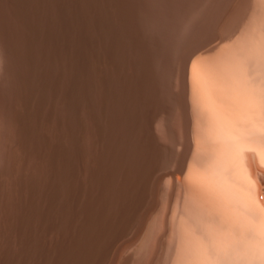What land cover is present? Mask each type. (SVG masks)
Masks as SVG:
<instances>
[{
    "label": "rangeland",
    "instance_id": "obj_1",
    "mask_svg": "<svg viewBox=\"0 0 264 264\" xmlns=\"http://www.w3.org/2000/svg\"><path fill=\"white\" fill-rule=\"evenodd\" d=\"M29 1L0 0V264L235 263L229 261L237 253L235 240L242 236L247 246L258 240L253 220L246 233L239 230L235 242L224 237L235 243L234 249L222 239L215 245L214 238L233 228L221 210L230 206L238 218L248 212L242 204L234 207L235 172L243 152L241 163L250 167L264 199V159L258 153L263 150L264 158V132L259 130L264 129V0ZM195 59L206 76L202 70L194 74V88ZM200 77L207 80L204 87L216 107L221 104L220 112L234 113L228 112V123L217 114L216 128L222 125L223 137L229 131L238 135L237 147L245 150L240 155L241 149L234 152L224 144L230 140L221 132L217 136L223 144L213 138V130L211 136L214 117L210 120L202 109ZM222 89L231 90L230 98V91L223 96ZM193 132L195 145L185 172ZM109 168L117 176L111 178ZM213 184L230 187L234 197L218 199L215 193L223 187L216 185L215 192ZM138 195L140 201L133 197ZM243 216L239 219L246 227L241 220L239 224L248 228ZM247 231L254 232L250 242ZM242 241L237 243L243 246ZM221 242L235 253L226 250L228 245L221 248ZM254 244L250 249L244 245L251 259ZM223 250L234 254L229 258ZM259 251L254 259L264 264V250ZM242 254L235 259L246 264Z\"/></svg>",
    "mask_w": 264,
    "mask_h": 264
},
{
    "label": "bare ground",
    "instance_id": "obj_2",
    "mask_svg": "<svg viewBox=\"0 0 264 264\" xmlns=\"http://www.w3.org/2000/svg\"><path fill=\"white\" fill-rule=\"evenodd\" d=\"M17 1H18V0H17ZM23 1H24V0H23ZM26 1H27V0H26ZM30 1H31V0H30ZM30 1H29V4H30ZM91 1H92V0H91ZM10 2H11V1H10ZM33 2H34V1H33ZM71 2H72V1H71ZM76 2H77V1H76ZM101 2H102V0H101ZM131 2H132V1H131ZM11 3H12V2H11ZM74 3H75V2H74ZM86 3L88 4V1H87ZM92 3H93V2H92ZM12 4H13V3H12ZM31 4H32V3H31ZM102 4H103V3H102ZM68 5H69V4H68ZM73 5H74V4H73ZM73 5H72V6H73ZM88 5H90V4H88ZM91 5H92V4H91ZM100 5H101V4H100ZM12 6H13V5H12ZM24 6H25V4H24ZM27 6H28V5H27ZM29 6H30V5H29ZM29 6H28V7H29ZM69 6H71V5H69ZM15 7H16V5H15ZM21 7H22V6H21ZM30 7H31V6H30ZM63 7H64V6H63ZM75 7H76V6H75ZM91 7H92V6H91ZM18 8H19V7H18ZM25 8H26V7H25ZM70 8H71V7H70ZM70 8H69V9H70ZM82 8H83V7H82ZM84 8H85V7H84ZM67 9H68V8H67ZM74 9H75V8H74ZM22 10H23V9H22ZM52 10H53V9H52ZM56 10H57V9H56ZM76 10H77V9H76ZM81 10H82V9H81ZM86 10H87V9H86ZM15 11H16V10H15ZM18 11H19V9H18ZM20 11H21V10H20ZM31 11H32V10H31ZM54 11H55V10H54ZM12 12H13V11H12ZM27 12H28V11H27ZM72 12H73V11H72ZM87 12H88V10H87ZM8 13H9V12H8ZM16 13H17V12H16ZM22 13H23V12H22ZM30 13H31V12H30ZM30 13L28 12V14H26V13H25V14H26V15H29ZM32 13H33V12H32ZM32 13H31V14H32ZM69 13L71 14V12H69ZM75 13H76V12H75ZM82 13H83V12H82ZM5 14H6V13H5ZM9 14H10V13H9ZM13 14H14V13H13ZM20 14H21V13H20ZM60 14H61V11H60ZM78 14H80V13H78ZM18 15H19V14H18ZM22 15H23V14H22ZM76 15H77V14H76ZM81 15H82V14H81ZM86 15H87V14H86ZM15 16H16V15H15ZM19 16H20V15H19ZM78 16H79V15H78ZM78 16H77V17H78ZM21 17H22V16H21ZM77 17H76V18H77ZM79 17H80V16H79ZM2 18H3V17H2ZM7 18H8V17H7ZM10 18H11V17H10ZM57 18H58V17H57ZM11 19H13V18H11ZM21 19H24V18H20V20H21ZM68 19H69V17H68ZM82 19H83V18H82ZM4 20H5V19H4ZM8 20H9V18H8ZM8 20H6V21H8ZM24 20H25V19H24ZM73 20H74V19H73ZM75 20H76V19H75ZM21 21H22V20H21ZM29 21H30V20H29ZM12 22H13V21H12ZM32 22H33V21H32ZM35 22H36V21H35ZM66 22H67V21H66ZM6 23H7V22H6ZM16 23H18V21H16ZM37 23H38V22H37ZM77 23H78V22H77ZM8 24H9V23H8ZM12 24H13V23H12ZM19 24H20V23H19ZM23 24H25V23H23ZM27 24H28V23H27ZM30 24H31V23H30ZM42 24H43V23H42ZM15 25H16V24H15ZM55 25H56V24H55ZM18 26H20V25H18ZM22 26H23V25H22ZM22 26H21V27H22ZM24 26H26V25H24ZM31 26H32V25H31ZM43 26H44V25H43ZM43 26H42V27H43ZM74 26H75V25H74ZM40 27H41V26H40ZM42 27H41V28H42ZM19 28H20V27H19ZM28 28H29V27H28ZM63 28H64V26H63ZM124 28H125V27H124ZM10 29H11V28H10ZM14 29H15V28H14ZM16 29H17V28H16ZM16 29H15V30H16ZM22 29H23V28H22ZM32 29H33V28H32ZM69 29H70V28H69ZM35 30H36V29H35ZM39 30H40V29H39ZM41 30H42V29H41ZM43 30H44V29H43ZM74 30H75V29H74ZM76 30H77V29H76ZM80 30H81V29H80ZM12 31H14V30H12ZM22 31L24 32V29H23ZM27 31H28V30H27ZM27 31H26V32H27ZM30 31H31V30H30ZM30 31H29V32H30ZM49 31H50V30H49ZM29 32H27V33H29ZM41 32H42V31H41ZM59 32H60V31H59ZM76 32H77V31H76ZM18 33H19V32H18ZM129 33H130V32H129ZM32 34H34V33H32ZM29 35H31V34L29 33ZM37 35H38V34H37ZM135 35H137V34H135ZM26 36H27V35H26ZM30 37H31V36H30ZM37 37H38V36H37ZM37 37H36V38H37ZM39 37H40V36H39ZM70 37H71V36H70ZM86 37H87V36H86ZM19 38H20V37H19ZM25 38H26V37H25ZM27 38H28V37H27ZM36 38H34V39H36ZM81 38H82V37H81ZM125 38H126V37H125ZM23 39H24V38H23ZM38 39H39V38H38ZM75 39H76V38H75ZM85 39H86V38H85ZM146 39H147V38H146ZM19 40H20V39H19ZM29 40H31V39H29ZM83 40H84V39H83ZM83 40H82V41H83ZM20 41H21V40H20ZM31 41H32V40H31ZM33 41H34V40H33ZM70 41H71V40H70ZM119 41H120V40H119ZM74 42H75V41H74ZM86 42H87V41H86ZM86 42H85V43H86ZM23 43H24V42H23ZM43 43H44V42H43ZM31 45H32V44H31ZM34 45H35V44H34ZM45 45H46V44H45ZM74 45H75V44H74ZM86 45H87V44H86ZM41 46H42V45H41ZM41 46H40V47H41ZM83 46H85V45H82V48H83ZM32 47H33V46H32ZM44 47H45V46H44ZM86 47H87V46H86ZM25 48H26V47H25ZM33 48L35 49V47H33ZM84 50H85V49H84ZM159 50H160V49H159ZM42 51H43V50H42ZM76 51H77V50H76ZM80 51H81V50H80ZM80 51H78V52H80ZM27 52H28V51H27ZM35 52H36V51H35ZM43 52H44V51H43ZM38 53H39V52H38ZM87 53H88V52H87ZM36 54H37V52H36ZM78 54H81V53H78ZM27 55H28V54H27ZM36 56H37V55H36ZM80 56H81V55H80ZM75 58H76V57H75ZM30 59H31V57H30ZM84 60H85V59H84ZM38 61H39V60H38ZM63 61H64V60H63ZM84 62H85V61H84ZM195 62H196V59H195V61H193V63H192V70H193V71H191V72H192L191 78L194 80V83H195V84H193V80H191V82H192V84L194 85V88L196 87V84H197V82H195V79H194V77H195L194 74H199V73L201 74V72H202L203 75L206 76V73H204V71H203L204 68L201 69V68H200L201 66H200V67H196V65H197L196 63H197V62H196V63H195ZM199 62H200V61H198V63H199ZM29 63H30V62H29ZM35 64H36V63H35ZM206 64H208V63H206ZM201 65H202V64H201ZM202 67H203V66H202ZM195 68H196V69H195ZM73 69H74V68H73ZM75 69H76V68H75ZM197 70H198L199 72H198ZM201 70H202V71H201ZM71 71H72V70H71ZM76 71H77V70H76ZM196 71H197V72H196ZM200 71H201V72H200ZM77 72H78V71H77ZM80 72H81V71H80ZM193 72H194V73H193ZM75 74H76V73H75ZM71 75H72V74H71ZM73 75H74V74H73ZM80 75H81V74H80ZM80 75H79V77H80ZM203 75H202V76H203ZM192 76H193V77H192ZM77 77H78V74H77ZM203 77H204V76H203ZM203 77H200V78H199V79L202 80V81H200V80L198 79V80H199V81H198V84H199L200 82H201V83H202V82L204 83V82L207 81V80L205 81V78H204V79H201V78H203ZM235 77H236V76H235ZM73 79H74V78H73ZM81 79H82V78H81ZM233 79H234V78H233ZM243 79H244V78H243ZM226 80H227V78H226ZM226 80H224V82H226ZM28 81H29V80H28ZM74 81H75V80H74ZM77 81H78V80H77ZM89 81H90V80H89ZM196 81H197V79H196ZM222 81H223V80H222ZM229 81H230V79H229ZM237 81H238V80H237ZM201 83H200V84H201ZM203 83H202V85H201L203 88H202V87L200 86V84H199L200 88L203 89V90H201V92H200V94H201V97H200V98H201L202 103L205 104V105H203V104L201 103V105H203V106H202V109H204V108L206 107V111H207L208 114H209L208 117L210 118V120L212 119V118H211V116H212L211 114H213V117H214L213 119L216 121V123H215V122L212 123V120H213V119H212V120H211V123L209 124L211 127H213L212 124H214V127H213L212 129H211V127H210V134H211V136H212V133H211L212 131H211V130H213V132H214L215 134L213 133L214 137H213V136H212V137H213L214 139L217 138V139H215V140H219V141L222 140V141H221L222 144L225 142L224 139H222V138H225L226 141L230 140V141H231V142L229 141V143H231L230 145H229L228 142H225L224 144L227 143L228 146H232V147L234 148V150H233L234 152L239 151V150L241 149V150H240L241 152H238V154L240 155V153L243 152V151H242L243 148H240V147H242V146L237 147V146L239 145V143H238V139H239V138L237 137L238 135H237V136L235 135V137H234V134H233L232 132H231V134H230V133H229L230 131H229L227 134L230 135V136L232 135V136H231V137H230V136L227 137L226 134H224V137H223V133H222V130H221V129H222V128H221V127H222V125H221L222 123L220 124L219 122H218V123L221 125V126L219 125V126H220V129L216 128V127H218L217 120H216V118H218L217 116L220 114L219 116H221V117L223 118V119H221V120L224 121L223 123H226V122H227L226 119H227V116L229 115V114H228L229 111L224 112L225 114H224V113H221V112H223V111H222L223 108L221 109L222 106L219 107V105H221V104H219V105L217 104V107H216V105H215V104H216V103H215L216 100L214 99V100H215V101H214V100L211 99V97L207 94V93H208L207 88L204 87L205 83H204V84H203ZM230 83H231V82H230ZM234 83H235V82H234ZM222 84H223V83H222ZM232 84H233V83H232ZM29 85H30V84H29ZM235 85H236V84H235ZM235 85H232V86H235ZM197 86H198V85H197ZM223 86H224V85H223ZM230 86H231V85H230ZM32 87H33V86H32ZM227 87H228V85H227ZM247 87H248V86H247ZM251 87H252V86H251ZM73 88H75V87H73ZM192 88H193V86H192ZM194 88H193V90H194ZM198 88H199V87H198ZM204 88H205V89H204ZM68 89H69V88H68ZM86 89H87V88H86ZM75 90H77V89L75 88ZM199 90H200V89H199ZM252 90H253V89H252ZM73 91H74V90H73ZM222 91H224V89H222ZM229 91H230V93H229V98H230V94H232V93H231V90H229ZM229 91H228V92H229ZM232 91H233V89H232ZM242 91H243V90H242ZM242 91H241V94H242ZM82 92H83V91H82ZM82 92H81V93H82ZM226 92H227V90H226ZM226 92L224 91V93H226ZM228 92H227V93H228ZM247 92H248V91H247ZM66 93H67V91H66ZM84 93H85V92H84ZM195 93H196V92H195ZM195 93L193 94V97H194V95H196ZM222 93H223V92H222ZM227 93H226V95L224 94L223 96H227V95H228ZM234 93H235V92H233V94H234ZM121 94H122V93H121ZM121 94H120V95H121ZM245 95H246V94H245ZM67 96H68V95H67ZM72 96H74V95L72 94ZM72 96H71V97H72ZM208 96H209V97H208ZM235 96H236V95H235ZM240 96H241V95H240ZM221 97H222V96H221ZM68 98H70V97H68ZM68 98H67V99H68ZM194 98H195V97H194ZM194 98H193V99H194ZM224 98H225V97H224ZM226 98H227V97H226ZM234 98H236V97H234ZM234 98L231 97V99H234ZM240 98H242V97H240ZM70 99H71V98H70ZM73 99H74V98H73ZM210 99H211V100H210ZM221 99H222V98H221ZM244 99H245V98H244ZM64 100H65V98H64ZM75 100H76V97H75ZM75 100L73 101L74 103H75ZM212 100H213V101H212ZM226 100H227V99H226ZM229 100H230V99H229ZM239 100H241V101H239V103H241V104H242V101H243L244 103H246V102H245L244 100H242V99H239ZM257 100H258V99H257ZM67 101H69V100H67ZM67 101H66V102H67ZM76 101H77V100H76ZM194 101H196V100H194ZM222 101H223V100H222ZM224 101H225V100H224ZM234 101H236L235 104H238V103H237V99H236V100L234 99ZM64 102H65V101H64ZM70 102H71V101H70ZM229 102H230V101H229ZM229 102L227 101V103H228V104H227L226 101H225V103L227 104V106L229 105ZM252 102H253V101H252ZM67 103H68V102H67ZM77 103H78V102H77ZM220 103H221V102H220ZM230 103H231V102H230ZM194 104H195V103H194ZM222 104H223V103H222ZM232 104H233V103H232ZM70 105H71V103H70ZM101 105H102V104H101ZM122 105H123V104H122ZM249 105H250V102H249ZM68 106H69V105H68ZM75 106H76V105H75ZM233 106H234V105H233ZM233 106H232V108H231V105H230V106H229L230 109H234V108L236 107V106H235V107L233 108ZM238 106H240V105L238 104ZM241 106H242V105H241ZM73 107H74V106H73ZM117 107H118V106H117ZM229 107H228V108H229ZM65 108H66V107H65ZM65 108H64V109H65ZM70 108H72V107L70 106ZM208 108H210V109H208ZM243 108H244V107H243ZM64 109H63V112H64ZM73 109H74V108H73ZM225 109H227V108H224V110H225ZM262 109H263V108H262ZM66 110H67V109H66ZM68 110H69V109H68ZM75 110H76V109H75ZM204 110H205V109H204ZM211 110H212V113H210ZM216 110H218V111H216ZM240 110H242V109L240 108ZM260 110H261V108H260ZM124 111H125V110H124ZM209 111H210V112H209ZM220 111H221V112H220ZM232 111H233V110H232ZM235 111H236V110H235ZM63 112H62V113H63ZM70 112H74V110H72V111H70ZM216 112H217V113H216ZM74 113H75V112H74ZM215 113H216V115H215ZM226 113H227V115H226ZM229 113H230V115L232 114V112H229ZM63 114H65V113H63ZM67 114H68V113H67ZM217 114H218V115H217ZM221 114H222L223 116L226 115V117H223ZM233 114H234V113H233ZM233 114H232V115H233ZM127 115H128V114H127ZM230 115H229V116H230ZM66 116H67V115H66ZM68 116L71 117L72 115H71V116L68 115ZM68 116H67V117H68ZM76 116H77V114H76ZM261 116H262V115H261ZM67 117H65V119H66ZM221 117H220V118H221ZM233 117H235V116H233ZM233 117L231 116L230 118H231V119H234ZM73 118H75V117H72V118H70V119L74 120ZM70 119H69V120H70ZM228 119H229V118H228ZM72 120H71V122H72ZM76 120H77V119H76ZM117 120H118V119H117ZM130 120H131V119H130ZM225 121H226V122H225ZM262 121H263V120H262ZM221 122H222V121H221ZM258 122H259V121H258ZM67 123H68V122H66L65 125L68 126ZM72 123H73V122H72ZM141 123H142V122H141ZM227 123H228V122H227ZM73 124H75V122H74ZM216 124H217V125H216ZM229 124H230V123H229ZM263 124H264V123H263ZM69 125H70V123H69ZM223 125H224V124H223ZM226 125H227V124H226ZM231 126H232V125H231ZM263 126H264V125H263ZM63 127H64V126H63ZM63 127H62V128H63ZM71 127H72V125H71ZM75 127H76V124H75ZM225 127H226V126H225ZM229 127H230V126H229ZM229 127H227V129H228ZM235 127H236V126H235ZM258 127H259V126H258ZM206 128H207V127H206ZM215 128H216V130H215ZM262 128H263V127L260 126V129H259V130H262V131L264 132V129H262ZM66 129H67V128H66ZM72 129H73V128H72ZM74 129H75V128H74ZM77 129H78V128H77ZM223 129H224V127H223ZM235 129H236V128H235ZM257 129H258V128H257ZM257 129H256V130H257ZM127 130H128V129H127ZM219 130H221V131H219ZM239 130H240V129H239ZM66 131H67V130H66ZM129 131H130V130H129ZM129 131H128V132H129ZM231 131H233V130H231ZM240 131H241V130H240ZM68 132H70V131L68 130ZM71 132H72V131H71ZM218 132H219V134H220V132L222 133V138H221V139H218V138L221 136V134H220V136L218 135ZM224 132H227V130L225 129ZM253 132H254V130H253ZM240 133H241V132H240ZM261 133H262V132H261ZM69 134H70V133H69ZM128 134H129V133H128ZM207 134H209V133H207ZM217 135H218L219 137H218ZM2 136H3V135H2ZM73 136H74V135H73ZM68 137H69V136H68ZM75 137H76V136H75ZM208 137H209V136H208ZM229 137H230V139H228ZM232 137H233L234 139H233ZM239 137H240V136H239ZM260 137H261V136H260ZM70 138H71V136H70ZM73 139H74V138H71V140H72L71 143H73ZM74 140H75V139H74ZM111 140H112V139H111ZM210 140H211V138H210ZM260 140L262 141V139H260ZM129 141H130V140H129ZM2 142H3V141H2ZM215 142H216V141H215ZM0 143H1V141H0ZM218 143H219V142H218ZM218 143H217V144H218ZM237 143H238V144H237ZM256 143H257V142H256ZM74 144H76V143H74ZM128 144H129V143H128ZM131 144H132V143H131ZM240 144H241V143H240ZM67 145H68V144H67ZM123 145H124V144H123ZM126 145H127V144H126ZM215 145H216V144H215ZM219 145H220V144H219ZM227 145H224L225 148H226ZM256 145H257V144H256ZM256 145H255V146H256ZM260 145H261V143H260ZM0 146H1V145H0ZM59 146H61V144H60ZM64 146H65V145H64ZM71 146H73V145H71ZM220 146H222V145H220ZM1 147H2V146H1ZM1 147H0V149H1ZM68 147H69V146H68ZM73 147H74V146H73ZM232 147H231V148H232ZM66 148H67V147H66ZM70 148H71V147H70ZM221 148H222V147H221ZM221 148H220V149H221ZM231 148H230V149H231ZM237 148H238V149H237ZM251 148H252V147H251ZM2 149H3V148H2ZM72 149H73V148H72ZM130 149H131V148H130ZM228 149H229V148H228ZM260 149H261V148H260ZM66 150H67V149H66ZM66 150H65V151H66ZM235 150H236V151H235ZM243 150H244V149H243ZM3 151H4V150H3ZM130 151H131V150H130ZM244 151H245V150H244ZM254 151H255V150H254ZM262 151H263V150H262ZM262 151H261V150H258V153H260V157H261L262 159H264V158H263V153H262ZM1 152H2V151H1ZM5 152H6V151H5ZM63 152H64V149H63ZM69 152L72 153V151H69ZM32 153H33V152H32ZM137 153H138V152H137ZM228 153H229V151H228ZM0 154H1V153H0ZM54 154H55V153H54ZM218 154H220V153H218ZM223 154H224V153H223ZM230 154H231V156H233L232 154H235V153H233V152L231 151ZM243 154H244V152H243ZM243 154H241L242 157H243ZM5 155H7V154H5ZM5 155H4V156H5ZM68 155H69V154H68ZM236 155H237V154H236ZM1 156H2V155H1ZM152 156H153V155H152ZM218 156H220V155H218ZM222 156H224V155H222ZM229 156H230V155H229ZM71 157H72V156H71ZM226 157H227V156H226ZM242 157H239V160H240L241 162H243V161L241 160ZM5 158H6V157H5ZM69 158H70V157H69ZM72 158H73V157H72ZM106 158H108V157H106ZM118 158H119V156H118ZM245 158H246V157H245ZM66 159H67V158H66ZM243 159H244V157H243ZM2 160H3V158H2ZM2 160H1V161H2ZM51 160H52V159H51ZM59 160H60V159H59ZM117 160H118V159H117ZM234 160H235V158H234ZM7 161H8V160H7ZM54 161H55V159H54ZM65 161H66V160H65ZM120 161H121V160H120ZM67 162H68V161H67ZM104 162H105V161H104ZM228 162H229V160H228ZM238 162H239V161H238V157H237V161H236V163H238ZM241 162H239V164H240ZM1 163L3 164V162H1ZM1 163H0V164H1ZM4 163H5V162H4ZM116 163H117V162H116ZM122 163H123V162H122ZM191 163H192V161H191ZM216 163H217V161H216ZM224 163H225V162H224ZM233 163H234V162H233ZM263 163H264V161H263ZM2 164H1V165H2ZM54 164H55V163H54ZM229 164H230V163H229ZM239 164H237L236 172L234 171V172H235V176H236V178H235V179H236V182H238L237 185H239V186H236L237 189H238V191H237L236 196H235L236 201L234 200V203H236V204L234 205V207H235L236 205L242 204V205H240L241 208H244V210H247V209H248V212H249V210H250L251 212L253 211V213H254L255 215H252L253 213H250V212H249V213L252 215V217L254 216V217L252 218L250 214L247 216V214H248L247 211H243V210L240 208V211H243V212H244V213H243V212L238 211V210H239V207H236V208H238V210H237L236 208H234L235 212H240V214H244V216L238 214V215H239V218H240L241 216L246 217L245 219H247V220L244 219V222L248 221V222L246 223L247 226H248V228H245L246 226L244 225L245 223H243V219H242V218L239 219L238 216L236 217L237 213H236V214H235V213H231V212H234V211H233L232 209L229 208L230 206H228V205H230V204L228 203V201H227V202L224 201V204H222V205L226 206V204H227L228 207L225 208V207L223 206V207L225 208V210H224V209H223V210L226 211V212H224V211H222V210H221V212H223V214L225 213V214H224V217L226 216V217H225L226 220H227L228 222H229V221L231 222V224H232L231 226H233V228H232V230H229V231H226V232H221V233H223L224 236H223L220 232L216 233V234H217L216 236H215V234H214V236H215L214 239L216 240V241H214V242H215V243L218 242L217 244H215V243H214V244H215V245H218V244H220V241H222V240H223V241H222L223 243L227 242V243H230V244H231L232 242H229V241H231V240H229V239L226 240L228 237H229V238L231 237V239L234 241V238H237V237H235V236H240V235H241L242 232L239 231L240 229H243L244 231H243V230H242V231L245 232V230H248L249 227L252 226L253 228H252V227H250V228H252L253 231H254L255 233L257 232V233L259 234L258 236L263 235V236H261V237H262L261 239H263V240H261V239H259V237L257 236V234H254V232H252V234H254V235L256 236V238L259 240V242H258V240H257V242H255V241H252V240L250 239L251 237L249 238V236L252 235L251 232H250V231H247V232L249 233V235H248V237H247V238L249 239V242H250V240H251L252 242H250V243H252V244L255 243L254 246H253V250H254V254H253V256H254V258H255V256H257V255H256V250H258V249L260 250V251H259V254L261 253V251L264 250V245H263V244H264V238H263V237H264V199L260 198L261 195H260V196L258 195V190H259V189H258V183H259V182H258V180L252 175L250 167H249L246 163H245V164H244V163H243V164L241 163L240 166H239ZM43 165H44V164H43ZM71 165H72V164H71ZM71 165H70V166H71ZM120 165H121V164H120ZM132 165H133V164H132ZM135 165H136V164H135ZM235 165H236V164H235ZM243 165H244V166H243ZM262 165H264V164H262ZM3 166H4V165H3ZM6 166H7V165H5V167H6ZM190 166H191V165H190ZM228 166H229V165H228ZM64 167H65V166H64ZM114 167H117V166L115 165ZM232 167H233V166H231V168H232ZM104 168H105V167H104ZM106 168H108V167H106ZM117 168H118V167H117ZM117 168H116V171H117ZM154 168H155V167H154ZM227 168H228V167H227ZM69 169H70V168H69ZM69 169H67V171H68ZM72 169H73V168H72ZM192 169H193V168H191V171H192ZM70 170H71V169H70ZM73 170H74V169H73ZM112 170L114 171L115 169H114V168H111V170H110V168L107 169V171L110 172V177H111V178L114 177V176H117V175H113L114 172H111ZM200 170H201V169H200ZM116 171H115V173H116ZM120 171H121V170H120ZM133 171H134V170H133ZM105 172H106V171H105ZM198 172H201V171H198ZM71 173H72V172H71ZM117 173H118V172H117ZM124 173H125V172H124ZM201 173H202V172H201ZM228 173H229V172H228ZM232 173H233V172H232ZM105 174H106V173H105ZM196 174H197V172H196ZM107 175H108V174H107ZM137 175H138V173H137ZM190 175H191V174H190ZM201 176H202V175H201ZM203 176H205L204 173H203ZM203 176H202V178H203ZM129 177H130V176H129ZM137 177H138V176H137ZM107 178H108V177H107ZM127 178H128V176H127ZM133 178H134V177H133ZM138 178H139V177H138ZM206 178H207V177H206ZM108 179H109V178H108ZM128 179H129V178H128ZM197 179H199V178H197ZM207 179H208V178H207ZM207 179H206V180H207ZM123 180H124V179H123ZM200 180H201V179H200ZM208 180H209V179H208ZM237 180H238V181H237ZM32 181H33V180H32ZM32 181H31V182H32ZM234 181H235V180H234ZM239 181H240V182H239ZM33 182H34V181H33ZM113 182H114V181H113ZM229 182H230V181H229ZM236 182H235V183H236ZM142 183H143V182H142ZM196 183H197V182H196ZM200 183H201V182H200ZM209 183H210V182H209ZM213 183H214V182H213ZM216 183H217V182H216ZM220 183H221V182H220ZM233 183H234V182H233ZM239 183H240V184H239ZM36 184H37V183H36ZM203 184H204V183H203ZM210 184H211V183H210ZM216 185L219 186V189L223 187L226 191H229V192L232 194V195H231L229 192H225V190H223V188H222L223 192H225L226 194H229L230 196H228V197L226 198V197H225L226 194L224 195L223 192H222V190H221L222 194H221V192H217V193H215V195H216V194H217V195L219 194L218 196H216L217 198L219 197L218 199H221V200H222V199H223V200H227V199H230L229 197H231V196L234 197L235 193L233 194V192H231V190H230L231 188H230V187H228V188H230L229 190H228V188H227L228 183H227V186L225 185V187H224L223 185L215 184V186H216ZM117 186H118V185H117ZM205 186H206V184H205ZM215 186H214V184H213V186H212V188H213L212 190H213V191H214L215 188H216ZM229 186H230V185H229ZM232 186H233V185H232ZM259 186H260V185H259ZM126 187H128V186H125V188H126ZM138 187H140V186H138ZM138 187H137V189H138ZM238 187H239V188H238ZM128 188H129V187H128ZM259 188H260V187H259ZM135 189H136V188H133V190H135ZM202 189H203V188H202ZM209 189H210V188H209ZM217 189H218V187H217ZM217 189L215 190V192L218 191ZM234 189H235V188H234ZM33 190H34V188H33ZM126 190H127V188H126ZM133 190L131 189V191H133ZM138 190H139V189H138ZM140 190H141V189H140ZM235 190H236V189H235ZM34 191H35V190H34ZM74 191H75V190H74ZM127 191H128V190H127ZM233 191H234V190H233ZM134 192H135V191H134ZM137 192H138V191H137ZM141 192H142V190H141ZM22 193H23V192H22ZM120 193H121V191H120ZM32 194H33V193H32ZM34 194H36V193L34 192ZM34 194H33V197H34ZM39 194H40V193H39ZM137 194H138V193H137ZM139 194H140V193H139ZM220 194H221V195H220ZM22 195H23V194H22ZM37 195H38V194H37ZM129 195H130V194H129ZM222 195H223V197H222ZM39 196H40V195H39ZM226 196H227V195H226ZM35 197H36V196H35ZM123 197H124V196H123ZM133 197H136L135 199H137V201H138V198H137V197H139V201L141 200V199H140V195H138V196H133ZM133 197H131L130 199H132ZM216 197H215V198H216ZM221 197H222V198H221ZM233 197H231V198H233ZM224 198H225V199H224ZM33 199H34V198H33ZM36 199H37V197H36ZM218 199H216V200L218 201ZM241 199H242L243 201H242ZM245 199H246V200L249 199L251 204H248V203H249L248 201H247V203H246V200H245ZM119 200H120V199H119ZM123 200H124V199H123ZM123 200H121V201H123ZM221 200L219 201L220 203H221ZM230 200H231V199H230ZM230 200H229V202H230ZM239 200H240V201H239ZM25 201H26V200H25ZM36 201H37V200H36ZM133 201H134V200H133ZM133 201H131L130 204L133 203ZM232 201H233V200H232ZM33 202H34V201H33ZM244 202H245V203H244ZM36 203H37V202H36ZM134 203H135V202H134ZM137 203H138V202H137ZM220 203H219V204H220ZM232 203H233V202H232ZM232 203H231V204H232ZM237 203H238V204H237ZM132 205H133V204H132ZM232 205H233V204H232ZM243 205H244V207H242ZM249 205H250V206H249ZM39 206H40V205H39ZM42 206H43V205H42ZM245 206H246V207H245ZM29 207H31V206H29ZM121 207H122V206H121ZM223 207H222V208H223ZM251 207H252V208H251ZM35 208H36V207H35V205H34V209H35ZM249 208H250V209H249ZM31 209H33V206L31 207ZM229 209H230V210H229ZM70 210H71V209H70ZM121 210H122V209H121ZM37 211H38V208H37ZM229 211H231V212H229ZM34 212H35V211H34ZM227 212H228L229 214H228ZM245 212H247V214H246ZM255 212H256V213H255ZM38 213H42V212L40 211V212H38ZM226 213H227V214H226ZM230 213H231V214H230ZM29 214H32V215H33V213H29ZM32 215H31V216H32ZM36 215H37V214H36ZM228 215H229V216H228ZM230 215H232L233 217L230 216ZM245 215H246V216H245ZM255 216H258V217L256 218ZM224 217H223V218H224ZM234 217H235V218H234ZM248 217H249V218H248ZM228 218H229V220H228ZM232 218H233V219H232ZM237 218H238L239 220H237ZM250 218H251L253 221H252V220H249ZM255 218L257 219V221L254 220ZM231 219H232V221H231ZM17 220H18V219H17ZM233 220H234V221H233ZM236 220H237V222H236ZM240 220H241V221H240ZM239 221H240L245 227H243V225H240L241 223H240ZM250 221H252V222H250ZM230 222H229L228 224H230ZM249 222H250V226L248 225ZM226 223H227V222H226ZM237 223H238V224L240 223L239 225L242 226V227H241V228L238 227L239 225H238ZM252 223H253V224H252ZM224 224H225V222H224ZM228 224H227V226H228ZM229 226H230V225H229ZM7 228H8V227H7ZM222 228H225V227H222ZM228 228H229V227H228ZM244 228H245V229H244ZM29 229H30V228H29ZM226 229H227V228H226ZM235 229H236V230H235ZM252 229H250V230H252ZM212 230L215 231V229H212ZM212 230H211V231H212ZM222 230H223V229H222ZM227 230H228V229H227ZM233 230H234V231H233ZM217 231H218V229H217ZM217 231H216V232H217ZM232 231H233V232H232ZM236 231H237V232H236ZM231 232H232V233H231ZM26 233H27V232H26ZM219 233H220V234H219ZM233 233H235V234H233ZM245 233H246V232H245ZM209 234H210V233H209ZM230 234H231V235H230ZM236 234H237V235H236ZM243 234H244V233H243ZM219 235H220V236L222 235V237L218 238ZM229 235H230V236H229ZM233 235H234V236H233ZM244 235H245V234H244ZM244 235H243V236H244ZM254 235H253V236H254ZM26 236H27V235H26ZM226 236H227V237H226ZM246 236H247V234L245 235V237H246ZM255 236H254V237H255ZM212 237H213V236H212ZM224 237H226V239H225ZM232 237H233V238H232ZM240 237H241L240 239H242V240L244 241V238H243L242 236H240ZM216 238H217V239H216ZM252 238H253V237H252ZM256 238H255V239H256ZM219 239H220V240H219ZM221 239H222V240H221ZM237 239H238L239 241H242V240L239 239V237H238ZM237 239H236L235 241L238 242ZM225 240H226V241H225ZM209 241H212V239L209 240ZM209 241H207V242L210 243ZM235 241H234V242H235ZM243 241H242V242H243ZM222 242H221L220 247H221L222 245H223L222 247H224V248L227 247L226 245H228V244H227V243H226V244H222ZM237 242H236V244L238 245L240 242H239V243H237ZM244 242H245V241H244ZM244 242H243V246L247 244V242H245L246 244H244ZM258 243L261 245V249L263 248V250L260 249V245H259ZM262 243H263V244H262ZM210 244H211V243H210ZM230 244L228 245L229 249H228V248L226 249V250H228V251H230V249H231V248H230ZM234 244H235V243H234ZM234 244L232 243V249H234L233 247L235 246L236 248H235L234 250H237V251H236L237 253H238L239 251H243V252H244V255L242 254L243 252H239V256L241 257V254H242V259H243V256H244L245 261H246V264H248V263L250 264V262H251V264H260V262H256L254 258H253V259L250 258L251 255H249V252H251V250H249V249H250V247L252 246V244H249V243H248V246L246 245L247 247H249V249H248L247 247L244 246V247L247 249L246 251L244 250L245 248H244L243 246H241L242 243H241V245H240V244H239V245L241 246L242 249H243V248H244V249H243V250H242V249H241V250L239 249V251H238V247H240V246L238 245V247H237L236 244H235V245H234ZM257 244H258V246H259L258 249H257V247H256ZM212 245H213V244H211V246H212ZM233 245H234V246H233ZM209 246H210V245H209ZM213 246H214V245H213ZM216 247L220 249L219 251H222V250H221L222 247H221V248H220L219 246H216ZM217 248H216V249H217ZM232 249H231V250H232ZM255 249H256V250H255ZM226 250H223V251L225 252V254L227 253ZM248 250H249V252H247ZM217 251H218V249H217L215 252H217ZM232 251H233V250H232ZM224 252H222L223 255H225ZM233 252L235 253V251H233ZM233 252H229V253H233ZM205 253H206V252H205ZM229 253H227V254H229ZM234 253H233V254H234ZM237 253H235V256H232V257H231L230 254H229L228 257H229V258L231 257V258L229 259V261L232 259V260L235 261V263L238 262V264H241V260H239V261L237 260V261H236V259L240 258V257L237 256V255H238ZM240 253H241V254H240ZM245 253H248V254H245ZM219 254H220V252H219ZM222 254L220 255L221 257H222ZM250 254H252V252H251ZM201 255H202V254H201ZM216 255H218V254H216ZM231 255H232V254H231ZM246 255H247V256L249 255V256L247 257ZM207 256H208V255H207ZM211 256H212V255H211ZM225 256H226V255H225ZM236 256H237L238 258H236ZM261 256H262V258L264 259V253H261ZM76 257H77V256H76ZM199 257H200V256H199ZM228 257L226 256V257H224V258H228ZM246 257H247V258H246ZM77 258H78V257H77ZM201 258H202V257H201ZM204 258H205V257H204ZM206 258H207V257H206ZM206 258H205V262L207 263L209 260L206 259ZM219 258H220V257H219ZM235 258H236V259H235ZM209 259L211 260L212 258L209 257ZM221 259H222V258H221ZM240 259H241V258H240ZM246 259H248V260H246ZM71 260H72V259H71ZM203 260H204V259H203ZM212 260H213V259H212ZM227 260H228V259H227ZM232 260H231V261H232ZM249 260H250V261H249ZM253 260L255 261V263H254ZM200 261H201V260H200ZM216 261H217V259H216ZM216 261H214L215 263H214L213 261H212V263H211V261H209V264H213V263L216 264ZM218 261H219V260H218ZM218 261H217V262H218ZM229 261H228V262H229ZM243 261H244V260H243ZM247 261H248V262H247ZM219 262H221V261H219ZM219 262H218V263H219ZM239 262H240V263H239ZM218 263H217V264H218ZM231 263H232V262H231ZM235 263H232V264H235ZM244 263H245V262H243V264H244ZM199 264H200V263H199ZM204 264H205V263H204ZM207 264H208V263H207ZM219 264H222V263H219ZM228 264H229V263H228Z\"/></svg>",
    "mask_w": 264,
    "mask_h": 264
},
{
    "label": "crops",
    "instance_id": "obj_3",
    "mask_svg": "<svg viewBox=\"0 0 264 264\" xmlns=\"http://www.w3.org/2000/svg\"><path fill=\"white\" fill-rule=\"evenodd\" d=\"M188 99H189V108H190V112H191V122H192V126L194 124V113L192 112V104L190 101V78H188ZM191 145H190V149H189V153L188 156L186 157V162H185V172L187 171V167L189 164V160L190 157L192 155V152L194 150V145H195V133H192V139H191Z\"/></svg>",
    "mask_w": 264,
    "mask_h": 264
}]
</instances>
